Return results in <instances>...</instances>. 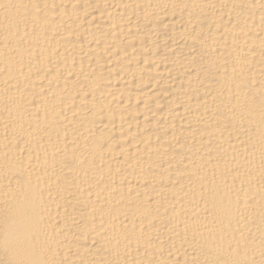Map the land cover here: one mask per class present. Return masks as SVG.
<instances>
[{
  "label": "bare ground",
  "instance_id": "6f19581e",
  "mask_svg": "<svg viewBox=\"0 0 264 264\" xmlns=\"http://www.w3.org/2000/svg\"><path fill=\"white\" fill-rule=\"evenodd\" d=\"M0 264H264V0H0Z\"/></svg>",
  "mask_w": 264,
  "mask_h": 264
}]
</instances>
